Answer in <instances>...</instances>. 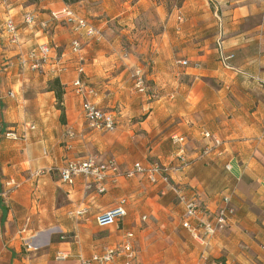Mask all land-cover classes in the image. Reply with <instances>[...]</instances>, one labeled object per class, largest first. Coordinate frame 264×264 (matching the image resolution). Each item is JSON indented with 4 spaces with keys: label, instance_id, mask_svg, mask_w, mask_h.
Masks as SVG:
<instances>
[{
    "label": "crops",
    "instance_id": "obj_1",
    "mask_svg": "<svg viewBox=\"0 0 264 264\" xmlns=\"http://www.w3.org/2000/svg\"><path fill=\"white\" fill-rule=\"evenodd\" d=\"M149 2L0 0V264H79V254L89 256L115 244L126 231L135 236L133 264H215L221 257L225 264H264V0L157 5L165 29L157 37L155 66L148 75L158 97L148 103L143 93L130 96L127 86L132 68L141 62L134 56L123 60L117 37L106 34L109 21L128 25ZM64 7L87 17L102 38L88 39L62 21L46 22L50 28L44 32L39 24L22 20L24 13L33 12L37 21H50V13ZM8 16L20 26L16 43L3 29ZM219 37L223 52L232 55L227 66L218 57ZM74 39L82 42L78 55L71 52ZM43 42L54 52L55 46L61 47L66 64L64 59L57 66L51 61L41 72L20 66V56ZM78 57L85 60L83 72L76 70ZM182 59L188 66L178 64ZM55 77L64 91V123L48 89ZM77 78L95 87L100 108L115 114L113 130L88 128L73 86ZM12 128L20 135L24 131V137L3 138ZM68 128L75 132L68 140L70 148L61 144L67 142ZM205 130L226 141L224 154L172 174L194 188L211 210L222 195H231L235 214L230 224L205 244L180 226L183 207L165 184L153 185L138 174L104 194H87L83 177L72 184L60 180L59 170L68 159L88 154L113 157L122 170L136 162L173 164L170 136L183 134L202 145ZM52 168L58 178L50 173ZM124 196L129 201L119 228L98 227L95 214ZM84 205L86 219H69L68 209ZM52 226L71 239L51 243L48 252L53 256L39 250ZM65 252L68 258L56 257Z\"/></svg>",
    "mask_w": 264,
    "mask_h": 264
},
{
    "label": "built area",
    "instance_id": "obj_2",
    "mask_svg": "<svg viewBox=\"0 0 264 264\" xmlns=\"http://www.w3.org/2000/svg\"><path fill=\"white\" fill-rule=\"evenodd\" d=\"M22 18L23 22L27 25L30 23L39 24V27L44 32H48L50 28L46 22L62 21L71 30L82 32L88 39H98L101 36L100 31L97 30L89 19L75 13L69 7L52 11L50 13V21H37L33 12L24 13ZM19 27L12 16L6 18L3 29L10 42L16 43L18 41ZM70 48L73 54L78 55L82 49V42L74 39L71 41ZM217 50L220 62L224 66H227V61L232 55H226L219 43ZM125 57H127L126 53ZM53 58L55 60L54 50L48 43L43 42L31 48L25 55H21L19 64L22 67L28 65L30 69L41 72L44 66L51 61L54 66H57L59 61L54 63ZM78 59L79 61L82 60L81 57H78ZM179 63L183 66H188L189 64L186 59L180 60ZM57 70L58 68L56 67L54 71ZM131 77L137 92L146 93L145 73L141 65L133 67ZM73 86L75 87V92L81 97L83 117L88 128L93 130H113L116 123L115 114L109 110L100 108L94 100L90 99V96L92 98L97 94L96 89L81 78L75 79ZM8 95L13 97V91L9 90ZM30 128L33 129L34 126L31 125ZM3 135L8 140H17L24 137V131L20 135L17 130L12 128L6 130ZM201 135L205 141L199 149L193 151L188 150L189 140L185 135L173 133L170 136V140L175 146L172 154L173 164H161L157 161H151L145 165L136 162L131 168L122 170L119 162L113 157L102 159L88 154L80 158L68 159L59 170L60 180L63 183L72 184L77 177H83V187L87 194H104L109 187L117 186L122 179L133 178L138 174L143 175L153 185L157 183L165 184L168 190L174 194L177 202L183 207L180 226L201 244H205L211 237L230 224L231 217L234 214V208L230 205V195H222L221 203L216 209L211 210L194 188L172 178L173 173L182 172L195 159L202 157L212 158L222 155L224 144H226L225 140L207 130L202 131ZM65 137L67 138L66 147L70 148L71 144L68 140L75 137L74 130L68 128ZM224 166L229 170L231 167L230 162L227 161ZM128 201L126 196L120 197L111 207L98 211L94 216L96 225L100 228H119L120 222L126 216ZM87 212L88 207L84 205L68 209L66 214L69 217L80 219L85 217ZM141 219L145 220L146 216H142ZM134 237L132 231H126L115 244L105 245L100 249H96L89 256L79 254L77 256L79 264H133L136 260L137 252L134 245ZM56 257L68 258L69 253H59ZM118 260L121 261L118 262ZM201 264H207V262L203 260ZM215 264L223 263L216 261Z\"/></svg>",
    "mask_w": 264,
    "mask_h": 264
},
{
    "label": "rangeland",
    "instance_id": "obj_3",
    "mask_svg": "<svg viewBox=\"0 0 264 264\" xmlns=\"http://www.w3.org/2000/svg\"><path fill=\"white\" fill-rule=\"evenodd\" d=\"M149 1H150L149 6L139 8L138 12H137L138 14L136 15V18L133 20V22H129L128 25L127 24L123 25V23L119 24L115 20L109 21L107 23V28H108L109 33L106 34V36L109 38L111 36L117 37L118 45H119L118 48L121 51V58L123 60L129 59L130 56H134V57H137L138 60L141 62V66L143 67V71L146 74L145 76H146L147 91H146V93H144V95H146L145 99L148 103L150 101H152L153 99H155L156 97H158V94H157L158 92L154 93L152 91V87H153L152 82L153 81L148 77V75H151L152 70L154 69L153 67L155 66L153 59L156 55V45L158 42L157 37L160 36L165 29L164 28V22L160 19L161 17L159 15V13H157L155 8L159 4H167V6L178 5V4L181 5L184 0H149ZM85 15L88 16V14H85ZM95 19H98V17H96ZM100 38H102V37L100 36L96 40H99ZM83 40H85V38H83ZM87 42H89V41H87ZM91 42H93V40ZM218 43L220 45L222 44L221 37H219ZM54 48H55V60L53 58L54 63H57L58 61L61 62L64 59L65 61L63 60L62 62H64V64H66L65 63V62H67V60L65 59L66 57L62 56V48L56 47V46ZM125 53L127 54V57H125ZM77 62L78 63H76V70L78 72H83L82 71V65L84 64L85 60L82 59L79 61V59H77ZM178 64L181 65L180 63H178ZM181 66H183V65H181ZM128 80H129V84L127 83V86L130 87V91H129V92H131L130 96H132L134 98H135V96L139 97L140 93L137 92L136 88L134 87L131 74L128 76ZM85 82L87 84L93 86L88 81H85ZM96 92H97V90H96ZM76 95H78V94L76 93ZM96 95L92 98L90 96V99L95 101L94 98L96 97ZM78 97L81 100V97L79 95H78ZM140 97H142V96H140ZM81 104H82V102H81ZM113 109L115 111H117L116 108H113ZM82 113H83V111H82ZM66 130L64 132V136H65ZM3 138H5L4 135H3ZM66 143L67 142L65 140L63 141V143L61 142V144L63 146L66 145ZM200 146H201V143H199V141H197L196 139H193V140L191 139L189 142V145H188V150L193 151V150L199 149ZM223 152H224V150H223ZM222 154H224V153H222ZM205 159H208V158L202 157L199 159H195L191 162V164L194 161L205 160ZM49 171L51 174L54 175L55 178H58L57 169L52 168ZM230 205L234 208V206L231 204V195H230ZM234 214H235V208H234ZM86 217L87 216L80 218V219L70 217L69 219H71L73 221H80V220L86 219ZM45 234H46L45 235L46 238H45L44 245L40 246L41 249H39V250H40V252H45V254L48 253V255H52V256L54 255V252H48V247L51 243L62 241V240H67V241L71 240L70 235L68 233L60 234L58 232V228L56 226L55 227L52 226L49 229L47 228V231ZM61 235H63V237H61ZM32 252H35V251H31L30 254H32ZM31 257H32V255H31ZM220 259H222L223 264H225L224 259L222 257Z\"/></svg>",
    "mask_w": 264,
    "mask_h": 264
},
{
    "label": "trees",
    "instance_id": "obj_4",
    "mask_svg": "<svg viewBox=\"0 0 264 264\" xmlns=\"http://www.w3.org/2000/svg\"><path fill=\"white\" fill-rule=\"evenodd\" d=\"M62 1L65 2L66 4H73L79 0H62ZM179 5L180 4H178L177 6H179ZM48 86H49L48 89L53 91L55 94V98L57 100L56 106L61 111L59 118H60L61 122L64 123L65 122V113H64L63 106H62V98H63V92L64 91H63L62 85L60 84L58 78L55 77L48 82ZM217 261L222 262V259L219 258V259H217Z\"/></svg>",
    "mask_w": 264,
    "mask_h": 264
}]
</instances>
